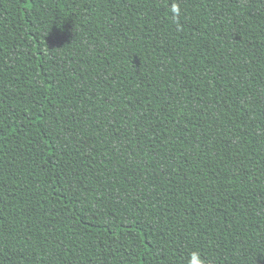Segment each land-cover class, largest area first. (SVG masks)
Wrapping results in <instances>:
<instances>
[{
    "label": "trees",
    "instance_id": "obj_1",
    "mask_svg": "<svg viewBox=\"0 0 264 264\" xmlns=\"http://www.w3.org/2000/svg\"><path fill=\"white\" fill-rule=\"evenodd\" d=\"M189 260L264 264V0H0V264Z\"/></svg>",
    "mask_w": 264,
    "mask_h": 264
},
{
    "label": "clouds",
    "instance_id": "obj_2",
    "mask_svg": "<svg viewBox=\"0 0 264 264\" xmlns=\"http://www.w3.org/2000/svg\"><path fill=\"white\" fill-rule=\"evenodd\" d=\"M179 8L178 7H174L173 9H172V13H173V15L174 16H178L179 15ZM197 259L199 260V256H198V254H197ZM189 264H192V262H191V260H189ZM200 264H202V262H200Z\"/></svg>",
    "mask_w": 264,
    "mask_h": 264
}]
</instances>
